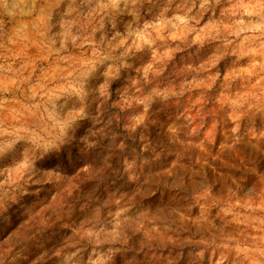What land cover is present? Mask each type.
Segmentation results:
<instances>
[{"label": "rangeland", "instance_id": "1", "mask_svg": "<svg viewBox=\"0 0 264 264\" xmlns=\"http://www.w3.org/2000/svg\"><path fill=\"white\" fill-rule=\"evenodd\" d=\"M0 264H264V0H0Z\"/></svg>", "mask_w": 264, "mask_h": 264}]
</instances>
